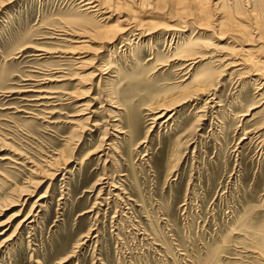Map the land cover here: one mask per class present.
<instances>
[{"label":"rangeland","instance_id":"obj_1","mask_svg":"<svg viewBox=\"0 0 264 264\" xmlns=\"http://www.w3.org/2000/svg\"><path fill=\"white\" fill-rule=\"evenodd\" d=\"M222 1L213 5L214 34L218 13L251 8L246 0ZM84 2L10 0L0 11V223H11L0 236V264H255L242 248L249 242L240 224L251 212L254 220L264 218V94L248 116H240L263 88L258 91L253 80L239 84L246 66L229 67L223 64L226 57L219 58L233 46L225 39L230 34L221 39L210 35L197 68L213 60L214 95L208 96L217 103L189 98L176 106L175 124L159 119L148 131L154 107H165L191 89H163L184 78L183 61L171 50L175 36L169 43L180 21L169 3L146 0L152 15L145 19L160 27L150 30L152 39L168 33L165 42L134 49V57L120 49L109 56L96 43L89 49L90 65L72 75L77 54L53 53L70 45L68 35L55 33L71 32L74 26L62 24L66 16L91 15L83 10ZM248 31L254 40L258 30ZM263 40L251 44L257 49ZM157 51L160 60L151 54ZM257 52L264 56L263 47ZM103 54L106 64L99 61ZM136 54L139 67L131 63ZM116 62L124 75L110 90L93 68ZM57 69L62 83L50 77ZM37 90L50 96L77 90L78 101L69 103L57 92L58 99L44 105L39 96L45 92ZM83 102L96 113L78 121L71 132L68 120ZM113 112L122 117L117 125L125 133L110 127ZM61 155L68 157L66 167L53 161ZM16 158H29L38 167L36 174L29 171L30 163L15 165ZM18 187L28 194L15 201ZM41 194L45 197L37 200ZM33 203L37 221L14 232Z\"/></svg>","mask_w":264,"mask_h":264},{"label":"bare ground","instance_id":"obj_2","mask_svg":"<svg viewBox=\"0 0 264 264\" xmlns=\"http://www.w3.org/2000/svg\"><path fill=\"white\" fill-rule=\"evenodd\" d=\"M2 1L3 0H0V11L3 9L4 6L6 7L7 2L8 3L10 2V0L3 2V3ZM160 1L169 3L171 5L174 16H176L178 21H180L179 24L181 23L184 24L183 26L178 24V26L173 27L171 30H176L179 33L176 34V33L170 32L171 34L169 36V39H170L169 43L173 40V36H175L174 37L175 45L171 50L179 54L178 57H176L177 60L183 61L180 69L181 71L184 70V73L181 74V76H184V78L179 79L178 81L173 83L172 85L174 86L163 87V89H166L167 91L170 88H176V89L181 88L184 91L187 90L188 88H191V89L188 93L186 92L185 95H180L181 97L179 96L178 99L174 97L175 95H173L174 98L170 99L168 103L169 105L168 104L166 106L164 105L165 107H161V106L154 107L153 110L151 111L152 116L150 118L151 121H150V126L148 127V131L152 129L153 125L159 119L162 120V123H165V122L168 123L170 121V122H173L172 124H175L176 122L175 116L178 112L176 110L177 108L176 106H180L183 102H185L189 98L190 99L192 97L197 98V99L204 98V104H209V102L211 103L215 102L214 101L215 98L213 96L209 97L211 95H214L213 92L211 94L210 92H211V86L214 85L213 83H214L216 72L213 71L212 69L213 66L209 65L213 62V60L210 59L208 61L209 62L208 65L206 67H203V70L197 69L198 66L202 64L201 62L205 60V57H204L205 53L202 54V51L208 47L209 38L211 37L210 35L212 34L215 35L214 38H217V39L224 38L226 34H230V36L225 39L226 40L229 39L227 43L233 46L229 48L230 50L226 54H223V56L219 58L226 57L225 59H223V64L226 62L225 65L229 64V67L234 66V65L246 66V68L241 67V69H247V71H245L247 73L246 77H244V79L242 80L239 79L238 77L239 79L238 83L239 84L242 83V86H243V84L245 85L244 82L253 80V82L258 86V91L259 89L263 88V91H261L257 95L259 98L256 99L257 96L254 97V102L249 104L248 107L240 114V116L242 117L248 116L250 111L254 108V104L257 103V101L260 100V97L264 94V81L261 82L262 79L264 80V56L262 57L257 56L258 54L257 50L259 51L261 47L264 48V43L261 47H257V49H256V46L251 44V41L259 42V39H264V0H246L248 3L251 4V8L249 10L248 9L239 10V8H236V11H233L236 14L226 9L223 10L221 14L218 13L219 16H217V20L219 23V26H218L219 31L216 34H214V32L212 31V28H213L212 26L214 25V22H215V19L214 21H212L213 20L212 18H214L213 5L219 3L220 0H212V1L211 0H160ZM213 1H216V2L213 3ZM226 1L227 0L222 1L221 5H224L223 3ZM148 5L149 4L146 3V0H87V2H84L82 7L85 13L91 14V15H89V17H86V15L78 14L77 12L73 15L66 16V18L63 17L64 21H63V18L61 21H63L62 23L63 25L66 23L65 27L67 26V24H70L71 26H74L75 28L74 27L72 28L70 26L72 30L71 32L67 30L69 33L68 32L67 33H59V32L55 33L57 37L68 35L70 38H68L67 40L70 42V45L66 49H58L56 52H54L53 50V53L60 52L62 54H71V55L77 54V56L75 57V64H73L75 67L72 73V75H75L76 70H82L90 65L89 60H92V58L89 57L90 56L89 49L92 47L91 45H94L96 43H97V46L99 47V50L100 48H104L102 52H105V51L109 52L108 54L109 56H112L111 54L112 52L120 53V50H121L123 52L122 55H126L125 52H129V53H132L130 56L134 57L135 55V53H133L134 49H136L135 51H137L143 46H147V45L149 47L155 48L158 42L160 41H162V43L165 42L166 35L168 33H163L162 35H159V37L152 39L153 36L151 35L150 30L156 28V25L154 23H157V22L155 20L149 21L148 19H145V18H148L150 14L152 15V12L148 10L149 9ZM242 18L244 19L240 21L239 19H242ZM251 27H255L258 30V33L254 32V38H255L254 40L251 39V32L248 31V29L250 30ZM159 28H156V29H159ZM227 29L229 30V33L226 32ZM188 31H189V34L186 33ZM153 40L154 42H152ZM118 42H120V46L117 45ZM255 50L256 52H254ZM36 51H44V49L42 50L41 48L40 49L38 48L36 49ZM151 54H153V59L156 58V60H160L161 57L159 56L158 51L156 53H151ZM232 56L234 57L233 60L231 59ZM106 58H107V55L105 54L104 58L99 59V61H101V64H106V61H107ZM126 60L127 58H125L124 61ZM131 63L132 65H136V67H139L141 64L140 56L138 55L137 60L132 61ZM120 65L124 67L125 63H120ZM110 70H111V73H109ZM124 70L123 68L119 67L118 62H116L114 65H108L107 68L105 69H102L101 67L93 68V72L96 73L95 75L99 76V80L105 81L107 84H110L111 86L110 90L113 88L112 86L113 84L111 83L115 81V83L117 82L118 84V80L120 79V77H122V75H124ZM233 70H236V69L233 68ZM52 72L53 71H51V73ZM56 73H59L58 69L55 70L54 73L51 74V76L49 73V76L52 77L51 78L52 81L55 80L57 83H62L65 78L63 77L62 74L59 73L58 75H56ZM176 73H177V70H176ZM49 76L48 78L47 77L46 78L50 79ZM69 80H74V79H69ZM78 81L80 80L79 79L76 80L74 84H78ZM36 92H39V93L45 92V93H42L40 96L37 95V97L39 96V99H41V103L44 105L48 103L51 104L52 103V102L50 103L51 100L58 99V96H56L55 94L57 92L63 93L62 97L68 100L69 103H72V102L76 103L78 101L77 98L79 96L76 94L77 90L53 91V93H51L52 96H50L47 93V91L37 90ZM163 92H166V91L163 90ZM107 97L109 98L108 99L109 101L112 100L110 95H108ZM172 100L173 102H170ZM112 103H114L113 107H116L118 110H122V107H118V105H116L115 102H111L110 104ZM263 104L264 103L262 102L261 105L264 107ZM77 107L78 109L76 110L78 113H75L76 115H73L74 117L68 120L71 127H73V128L70 127L71 132H75L74 130L76 128L78 121L82 119L88 120L89 118H91L93 114L96 113V110L93 109V107H90L88 103H84V102L79 103ZM86 113L87 115H85ZM113 113H114V116L113 115L111 116L112 118L113 117L114 118L112 119L111 123L109 122L112 125L110 127L114 128L113 130L115 131V133L116 132L125 133L127 130L124 131L122 130L120 126L117 125L123 122L121 121L122 117H119L120 116L119 113H116V112H113ZM253 116L254 114L252 115V117ZM116 121H119V122L116 123ZM92 125L94 127H97L98 123L93 122ZM130 130L132 131L131 128ZM257 132L258 131H255L254 135H256ZM263 136H264V133H263ZM118 149H119V146H115L114 151L116 152V150ZM66 156L64 155H61V157L57 156L58 158L57 159L55 158V160L53 161L58 165L62 164L63 167H66V165L69 162L67 161L68 157ZM27 160H29V158ZM27 160L23 161V158L22 159L16 158L13 161L12 160L11 161L14 162L15 165L16 164L21 165V164H24L25 162L30 163V166L28 167L30 169L29 171L31 172V174H34L35 172L38 171V167H36V165H34L33 163L31 164L30 160L29 161ZM60 160H62L61 163H60ZM49 161L50 160H48L47 162ZM54 162L51 161V164H53ZM58 165H56V167H58ZM17 189H18L17 190L18 196H16L15 201L22 199V196H24L25 194H28L26 193V189H24V187H18ZM44 197H45L44 194L43 195L41 194V196H39L37 200H41ZM23 203H24V200L22 201V204ZM34 203H37V201H34ZM34 203L31 205L28 213L24 214V216L17 221L15 228H14V232H16V229L18 227L21 228L27 225L26 223L37 221L35 219L37 217V214L33 215V211H32L33 206L35 205ZM36 205H39L40 207L42 206L41 204H36ZM253 210L255 211V208H253ZM253 213L251 212L249 213V215L244 217L240 224V227L242 229L241 233L243 237L247 239V242H249L248 247L245 243H243L242 248L244 249V251L251 254V257L255 260V264H264V218L260 220H257V219L254 220ZM18 214L19 213H16L12 217L16 218ZM0 226H2V228L0 229V236H3L9 230L11 223L1 222Z\"/></svg>","mask_w":264,"mask_h":264}]
</instances>
